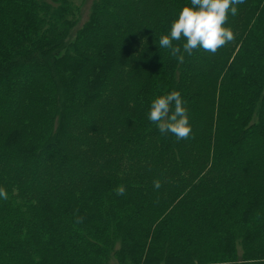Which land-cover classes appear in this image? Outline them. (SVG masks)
Wrapping results in <instances>:
<instances>
[{"label": "trees", "instance_id": "1", "mask_svg": "<svg viewBox=\"0 0 264 264\" xmlns=\"http://www.w3.org/2000/svg\"><path fill=\"white\" fill-rule=\"evenodd\" d=\"M77 1L0 0V264H264V0L182 62L188 0ZM172 90L179 140L147 119Z\"/></svg>", "mask_w": 264, "mask_h": 264}, {"label": "clouds", "instance_id": "2", "mask_svg": "<svg viewBox=\"0 0 264 264\" xmlns=\"http://www.w3.org/2000/svg\"><path fill=\"white\" fill-rule=\"evenodd\" d=\"M243 0H188L169 23L167 31L158 38V47L168 50L171 56L182 62L184 54L193 50L215 52L226 42L233 40L232 30L224 26L227 15H236L237 5ZM178 41L179 43H174ZM147 119L160 133H171L178 140L191 133L187 109L179 91L172 90L155 96L149 102ZM153 186L158 188L159 181ZM125 189L121 185L117 194ZM7 193L0 187V199Z\"/></svg>", "mask_w": 264, "mask_h": 264}, {"label": "rangeland", "instance_id": "3", "mask_svg": "<svg viewBox=\"0 0 264 264\" xmlns=\"http://www.w3.org/2000/svg\"><path fill=\"white\" fill-rule=\"evenodd\" d=\"M74 3L78 2L77 0H72Z\"/></svg>", "mask_w": 264, "mask_h": 264}]
</instances>
